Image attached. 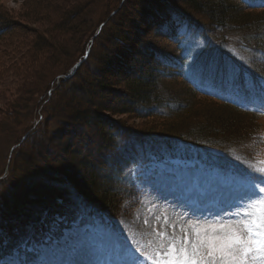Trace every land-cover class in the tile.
Wrapping results in <instances>:
<instances>
[{
  "label": "trees",
  "instance_id": "obj_1",
  "mask_svg": "<svg viewBox=\"0 0 264 264\" xmlns=\"http://www.w3.org/2000/svg\"><path fill=\"white\" fill-rule=\"evenodd\" d=\"M181 1L113 0L116 5L98 17L95 29L109 13L114 11L112 17L117 18L125 13L115 20L116 28H107L108 21L94 37L90 34L82 38L76 59L43 84L44 92L54 86L50 94L43 96L46 102L56 91H68L73 97L69 106L73 103V108L69 114L63 111L56 131L43 129V112L21 142V136L16 137L12 144L19 145L8 161L11 146L7 149L0 168V259L15 250L28 258L29 245L60 238L63 229L77 219L86 223L94 216L115 217L122 209L130 213L138 206L139 194L131 169L152 155L195 152L199 157L206 155L223 170L254 174L255 166L250 161L253 148L260 146L256 119L261 116L255 108L264 103V6L255 7V3L264 0ZM135 17L145 25L138 32L134 30L138 26ZM11 27L0 11V39ZM236 33H242L256 50L258 59L251 64H244L225 50ZM187 36L200 38L201 48L193 51ZM96 40L102 47L101 51L96 47L97 55ZM133 43L134 50H130L127 46ZM88 46V55L75 73L67 79L58 78L84 56ZM125 53H129L136 74L126 80L129 94L118 108H103L93 98L106 91L107 83L115 76L110 65L122 62L116 57L121 54L124 58ZM91 60L93 69L81 78L84 87L78 73ZM235 85H239L238 92L247 95L248 108L219 98L227 96ZM204 88L216 95L200 94ZM195 97L215 101L229 113H212L206 106H197ZM97 106L143 121L138 126H126L97 113ZM202 107L208 112L201 111ZM202 115L204 124L197 121L196 127L186 128ZM208 115H215L220 125L213 124ZM57 144L64 152L61 157L56 155Z\"/></svg>",
  "mask_w": 264,
  "mask_h": 264
},
{
  "label": "rangeland",
  "instance_id": "obj_2",
  "mask_svg": "<svg viewBox=\"0 0 264 264\" xmlns=\"http://www.w3.org/2000/svg\"><path fill=\"white\" fill-rule=\"evenodd\" d=\"M115 2L113 0L0 1L3 18L13 26L8 28L7 35L0 39V168L4 163L6 152L9 151L8 161L12 150L19 145L12 144L16 137L20 135L21 142L43 116V112L46 115L43 129L47 127L52 131L60 129L61 114L64 110L69 114V110L73 108V103L69 106L73 97L68 91H56L50 102H46L43 96L50 94L54 86L44 92L43 84L54 73L65 69L76 59L82 38L99 33L101 30L99 26L95 29L98 17H103L102 13L114 7ZM258 5L255 3V7ZM113 13L114 11L103 19L102 25L109 21L107 28H116L115 20L123 18L125 13L118 18L112 17ZM129 13L133 14L131 7ZM141 21L140 17H135L138 26L135 25L134 30L137 32L145 27ZM187 38V43L192 44L193 51L201 48L200 38L189 36ZM243 38L242 33L234 34L233 41L227 44L225 50L244 64H251L250 62L258 59V56L256 57L254 47H250L249 41ZM91 40L92 37L89 39L90 43ZM117 41L121 42L120 38ZM134 45L133 43L127 47L134 50ZM96 47L101 51L102 47L97 40L94 50ZM98 50H95V55ZM125 54L124 58L121 54L116 57H120L122 62L116 61L117 64L110 65L115 73L114 78L111 79L112 83H107L106 91L100 92L93 98V101L99 102L103 108H118L119 102L129 94V90L125 87L126 80L134 78L136 74H133L134 66H131L129 53ZM94 62L91 60L88 65H83L78 73L79 80L84 79L85 75L88 76L87 73L89 69H93ZM69 71L70 69L68 73ZM77 78L73 83H76ZM82 79L80 83L85 87V81ZM230 90L231 99L242 101L243 98L236 88ZM111 91L118 92L119 95ZM212 95L209 93V96ZM236 95L239 96L235 97ZM63 99H66L65 104ZM194 101V104L206 106L212 113H229L228 110H223V106L210 99L195 97ZM203 101L207 103H202ZM208 101L212 104H208ZM33 102L36 103L34 106H32ZM99 106L94 108L97 113L111 120H120L123 125L138 126L143 121L131 115H117L99 110ZM206 107L200 108L201 111L208 112L205 110ZM214 117L215 115L210 120L213 124L220 125V120L217 121ZM244 117L246 119V116ZM204 118L205 116L192 119L186 128L196 127L197 121L204 124ZM92 121L96 122L97 119L94 118ZM256 123L260 126V146L253 148L254 154L250 162L255 167H260L262 166L260 162L264 161V113L256 119ZM24 129L26 131L21 135ZM233 134L237 135L236 132ZM58 145L56 152L59 153L56 155L61 157L64 152ZM9 146L11 147L7 151ZM181 155L178 158L150 156L148 159H141L133 166L131 178L139 194L138 206L130 213L122 209L111 219L94 216L86 223L77 219L63 229L60 238L51 241L46 238L34 246L29 245L27 250L31 255L28 258L23 252L19 253L15 250L1 258L0 264H151L143 253L155 247V232L165 226V220L168 223L183 225L190 222L206 223L230 218L236 208L237 199L245 191V179L239 176L231 178L229 171L221 172L214 165L211 166L206 156L199 158L196 153L184 152Z\"/></svg>",
  "mask_w": 264,
  "mask_h": 264
},
{
  "label": "snow or ice",
  "instance_id": "obj_3",
  "mask_svg": "<svg viewBox=\"0 0 264 264\" xmlns=\"http://www.w3.org/2000/svg\"><path fill=\"white\" fill-rule=\"evenodd\" d=\"M260 164L245 178L230 218L183 225L165 220L155 232V247L143 253L146 259L151 264H264V161Z\"/></svg>",
  "mask_w": 264,
  "mask_h": 264
},
{
  "label": "water",
  "instance_id": "obj_4",
  "mask_svg": "<svg viewBox=\"0 0 264 264\" xmlns=\"http://www.w3.org/2000/svg\"><path fill=\"white\" fill-rule=\"evenodd\" d=\"M78 65H79V63H78V64H76L74 68H77V66H78Z\"/></svg>",
  "mask_w": 264,
  "mask_h": 264
}]
</instances>
